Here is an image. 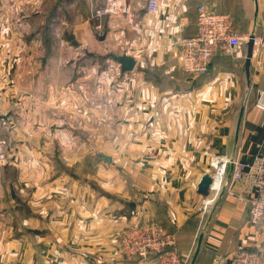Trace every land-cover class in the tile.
Returning <instances> with one entry per match:
<instances>
[{"label": "crops", "instance_id": "1", "mask_svg": "<svg viewBox=\"0 0 264 264\" xmlns=\"http://www.w3.org/2000/svg\"><path fill=\"white\" fill-rule=\"evenodd\" d=\"M147 1L0 0V264H138L119 240L145 221L175 234L181 264H230L238 248L264 264V219L250 224L246 201L264 154V111L254 106L264 0H157L155 10ZM199 4L227 13L234 33L261 37L248 77L246 44L216 49L207 78L182 69L179 40L194 33ZM109 53L133 57V69ZM69 89L90 106L91 147L78 139L83 112H62ZM216 155L251 168L231 181L228 165L227 184L203 207L196 185Z\"/></svg>", "mask_w": 264, "mask_h": 264}, {"label": "built area", "instance_id": "2", "mask_svg": "<svg viewBox=\"0 0 264 264\" xmlns=\"http://www.w3.org/2000/svg\"><path fill=\"white\" fill-rule=\"evenodd\" d=\"M157 0H148L147 9L155 10ZM104 8H96L95 16H103ZM100 29L99 25L94 26ZM253 34V46L261 44V37L254 32L236 34L232 30L231 17L216 11L207 4L197 7L195 31L192 35L179 40L181 48V67L188 74H204L216 49L242 46ZM254 106L264 111V90H259ZM0 141V164L6 160ZM231 166L230 180L247 179L244 171L251 168L239 159L216 155L209 161L211 184L209 196L203 198L202 206L211 204L218 198L222 186L227 184L226 170ZM247 168V169H246ZM251 182L255 188L254 195L246 201L248 204V222L257 225L264 219V154L259 157ZM119 249L125 256H136L138 264H181L182 256L176 248L174 233L168 232L156 221H145L126 227L120 236ZM230 264H261L260 255L246 248L236 249Z\"/></svg>", "mask_w": 264, "mask_h": 264}, {"label": "rangeland", "instance_id": "3", "mask_svg": "<svg viewBox=\"0 0 264 264\" xmlns=\"http://www.w3.org/2000/svg\"><path fill=\"white\" fill-rule=\"evenodd\" d=\"M18 1H20V0H18ZM21 1H26V0H21ZM50 0H48V2H49ZM26 4H28V3H26ZM23 12H25V11H27V9L26 8H23V10H22ZM32 11H34V14L36 13V14H41V13H38V11H42L41 9H34V10H32ZM29 13V12H28ZM39 17V18H38ZM37 18H36V21H35V23H34V25L36 26V23L38 22V21H42V19H41V17L40 16H38ZM20 28H21V25L19 26ZM29 29V28H28ZM27 29V30H28ZM22 30V29H21ZM103 60H100V63H99V65H100V70L102 69V71H106V68H108L109 66H110V64H111V58L108 56V55H105V57L103 56ZM90 59H88V61H89ZM53 61L54 60H52L51 62L53 63ZM84 63H86V61L84 62ZM71 66V65H70ZM67 71H66V73H65V75H62V80H67V81H69V82H71L72 80H74L75 78H72V76L74 77L75 75L74 74H76V73H73L72 72V69H70L69 68V66H68V69H66ZM71 70V71H70ZM55 69H52V72H53V74H52V79H55V78H57L58 77V75L55 73ZM79 74H77V76H78ZM84 76L85 75H87V74H83ZM68 92H67V96H66V99H65V104H67V105H65L64 107H63V111L62 112H64L65 114H72V116H76L77 118H79L78 117V115H75V114H79V113H82L83 112V115H80L81 116V118H83V120L82 121H80V123H81V125L83 126L81 129H78V133L80 134L79 135V137H78V139L81 141V143L86 147H88V146H90L91 147V144H92V142L95 140V138L93 137V136H91V131H90V127H91V122H90V106L89 105H87V103L85 102V99L83 100V104H80V103H78L79 101L78 100H76V96H77V94H79V93H77L76 94V90L75 89H69V90H67ZM90 93V90H86V91H84V93ZM84 95H87V94H83V96ZM75 98V99H74ZM67 121H69V122H67ZM67 121H65V122H67V128L68 129H70V128H73V127H71V125L72 126H74V124H75V122L73 121V120H67ZM120 124H121V122H120ZM76 126H77V122H76ZM73 139V138H72ZM73 142V141H72ZM68 145H70V143H68ZM71 154H73V152L72 151H67V155L69 156V155H71ZM87 156H84L83 158H82V160L83 159H85V160H87V157H92V158H94L93 156V154H89V156H88V154H86ZM100 158V157H99ZM211 169V168H210ZM203 201V200H202ZM168 231V230H167ZM168 232H170V231H168ZM172 233V232H171ZM132 257V256H131Z\"/></svg>", "mask_w": 264, "mask_h": 264}, {"label": "water", "instance_id": "4", "mask_svg": "<svg viewBox=\"0 0 264 264\" xmlns=\"http://www.w3.org/2000/svg\"><path fill=\"white\" fill-rule=\"evenodd\" d=\"M100 40L104 38V34L99 35ZM252 49H253V34H250L247 42H246V56H245V61H244V68L246 72V76L248 77V66L250 63V58L252 56ZM109 56L117 61L120 64V70L121 71H127L133 69L135 65V60L133 57L127 55V54H114V53H109ZM97 157L102 158L106 162L111 161V157L107 154L97 152L95 153ZM211 176L209 172H205L201 175L199 181L197 182L196 185V191L199 193L203 198L209 196L210 191V184H211ZM10 194L14 195V191L12 186H10Z\"/></svg>", "mask_w": 264, "mask_h": 264}, {"label": "trees", "instance_id": "5", "mask_svg": "<svg viewBox=\"0 0 264 264\" xmlns=\"http://www.w3.org/2000/svg\"><path fill=\"white\" fill-rule=\"evenodd\" d=\"M200 5V4H199ZM198 5V6H199ZM197 6V7H198ZM196 11H197V8H196ZM197 13V12H196ZM200 76H202V77H204V78H207L208 77V68H207V71L204 73V74H199ZM165 229V228H164ZM165 230H167V229H165ZM176 248H177V246H176ZM178 250V249H177ZM179 251V250H178ZM180 252V251H179ZM180 254H181V252H180ZM131 258H136V259H138L136 256H132Z\"/></svg>", "mask_w": 264, "mask_h": 264}]
</instances>
